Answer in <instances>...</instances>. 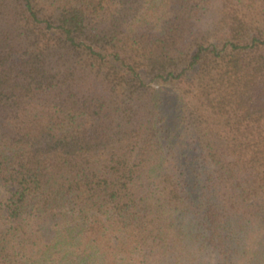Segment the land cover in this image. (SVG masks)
<instances>
[{
  "label": "trees",
  "instance_id": "obj_1",
  "mask_svg": "<svg viewBox=\"0 0 264 264\" xmlns=\"http://www.w3.org/2000/svg\"><path fill=\"white\" fill-rule=\"evenodd\" d=\"M0 186V264H264V0H0Z\"/></svg>",
  "mask_w": 264,
  "mask_h": 264
},
{
  "label": "rangeland",
  "instance_id": "obj_2",
  "mask_svg": "<svg viewBox=\"0 0 264 264\" xmlns=\"http://www.w3.org/2000/svg\"><path fill=\"white\" fill-rule=\"evenodd\" d=\"M160 96L164 102L162 107L164 120V127L171 125L172 123H177L179 125L180 132H183V138L189 139L190 134L188 126L183 121V112L179 99L177 98L176 90L170 86H163L159 88ZM168 118V119H167ZM171 118L173 121H171ZM170 120V121H169ZM173 126V125H172ZM167 141H164L166 144ZM190 158H193V149L188 148ZM15 190V186H0V203H4L11 193Z\"/></svg>",
  "mask_w": 264,
  "mask_h": 264
}]
</instances>
